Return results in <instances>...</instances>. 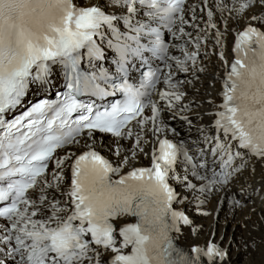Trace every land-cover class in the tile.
I'll list each match as a JSON object with an SVG mask.
<instances>
[{"label":"snow or ice","instance_id":"snow-or-ice-1","mask_svg":"<svg viewBox=\"0 0 264 264\" xmlns=\"http://www.w3.org/2000/svg\"><path fill=\"white\" fill-rule=\"evenodd\" d=\"M216 10L227 11L242 27L235 31V58L214 113L218 135L205 137L212 160L203 159V150L191 154L183 142L165 137L152 150L151 167L120 175L127 157L113 166L87 144L79 155L57 158V150L78 144L77 137L85 133L131 137L134 120L141 132L149 120L154 135L162 131L157 126L160 108L144 98L162 84L156 94L167 108H174L185 95L182 82L174 80L176 72L197 70L199 43L184 27L189 23L186 0H0V181L5 185L0 202H6L0 206V264L223 261L226 253L212 241L192 247L190 253L177 247L174 234L191 223L176 207L186 198L177 187L201 193L219 190L245 166L237 161L264 160V0H216ZM207 16V27L216 29L213 11ZM222 35L216 31L217 44ZM105 43L115 53V70L123 79L112 87L125 100L99 111L78 97L109 95L99 83L110 79L108 70H82L84 60L96 67L93 61L106 58ZM189 43L195 50H188ZM172 48L181 56L173 55ZM151 58L162 61L168 71L149 68L139 88L130 85L131 61L147 64ZM51 65L63 68L67 91L62 98L42 100L7 120L5 114L25 102L31 85L49 84ZM149 107L152 115L145 117ZM140 140L137 134L134 147H140ZM180 164L186 169L183 178L176 174ZM189 172L202 182L199 189Z\"/></svg>","mask_w":264,"mask_h":264},{"label":"bare ground","instance_id":"bare-ground-1","mask_svg":"<svg viewBox=\"0 0 264 264\" xmlns=\"http://www.w3.org/2000/svg\"><path fill=\"white\" fill-rule=\"evenodd\" d=\"M192 3L190 7H186L185 19L189 23L184 27L191 34V40L199 43L197 70L194 73L192 71L176 72L174 80L182 82L181 90L185 95L174 108L161 111L158 127L162 129L160 133L169 135L177 143L183 142L191 154L198 155L203 150L206 153L203 159L211 161L212 156L208 150L210 145L205 142V137H214L215 130L210 127V122L215 118L211 114L215 109L205 105L202 109H196L194 101L200 98L205 99L209 92L214 94L215 91L210 86H220L224 80L226 73L216 68V65L224 66V63H230L228 59L231 57L235 31L239 30L242 24L232 19L227 11L223 14L217 11L216 0H207V6L204 3L201 4L199 0ZM188 8L192 11L194 8L195 20H192ZM198 8H208V10L205 12L200 9L201 13L197 10ZM209 10L213 11L212 22L217 25L216 29L207 27ZM217 30L223 34L219 44L215 36ZM188 39L189 37L183 38L184 41ZM187 47L189 51L195 50L192 43H189ZM105 48L109 54L113 55L106 43ZM171 52L173 55L181 56L176 48H172ZM221 53H223V59H221ZM165 71L168 69L165 68ZM52 73L53 78L56 79L58 75L56 68ZM195 81L200 83L188 89V84ZM185 105H187L186 109ZM179 116H184L186 119L182 125L178 123ZM172 130H174L173 134H171ZM137 134L141 136L139 148L134 147ZM148 139L151 143H148ZM156 139L148 129L143 132L141 129H134L130 140H126L125 137L93 138L84 135L78 140V144L71 145L61 153V156L69 153L76 155L79 151L87 150L85 147L87 144L108 158L114 166L122 165L127 157L128 163L123 164L120 171L124 173L135 166L151 163L153 143ZM141 148L143 151L140 150ZM237 163H244L245 166L219 190L201 193L198 190L193 192L177 187L182 197L186 198L176 207L188 216L191 223L181 225V233L174 234L177 236L175 243L180 249L190 253L192 247L203 248L212 241L226 253L223 261H217V264H264V160L245 157L244 161H237ZM185 170V166L180 165L176 169V174L183 178ZM202 174L205 173L202 172ZM65 175L70 176L67 168H65ZM188 178L199 189L202 182L192 177L190 172ZM173 184L177 186L176 181H173ZM56 195L59 196V193ZM197 205H200V208H197ZM207 207L209 215L200 213L201 209ZM253 249L256 251L253 252Z\"/></svg>","mask_w":264,"mask_h":264},{"label":"rangeland","instance_id":"rangeland-1","mask_svg":"<svg viewBox=\"0 0 264 264\" xmlns=\"http://www.w3.org/2000/svg\"><path fill=\"white\" fill-rule=\"evenodd\" d=\"M204 210V211H203ZM209 208L207 207V208H204V209H201L200 210V213H206L207 215H209L208 213H209ZM256 251V249H253V252H255Z\"/></svg>","mask_w":264,"mask_h":264}]
</instances>
